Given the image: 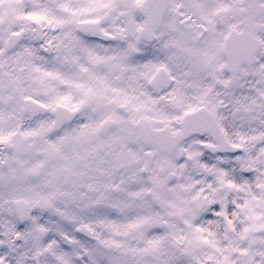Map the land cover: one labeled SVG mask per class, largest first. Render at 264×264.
Listing matches in <instances>:
<instances>
[{
  "label": "snow or ice",
  "instance_id": "6c2138e0",
  "mask_svg": "<svg viewBox=\"0 0 264 264\" xmlns=\"http://www.w3.org/2000/svg\"><path fill=\"white\" fill-rule=\"evenodd\" d=\"M0 264H264V0H0Z\"/></svg>",
  "mask_w": 264,
  "mask_h": 264
}]
</instances>
